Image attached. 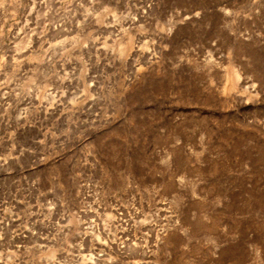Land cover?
I'll return each mask as SVG.
<instances>
[{
	"label": "rangeland",
	"instance_id": "rangeland-1",
	"mask_svg": "<svg viewBox=\"0 0 264 264\" xmlns=\"http://www.w3.org/2000/svg\"><path fill=\"white\" fill-rule=\"evenodd\" d=\"M0 264H264V0H0Z\"/></svg>",
	"mask_w": 264,
	"mask_h": 264
}]
</instances>
